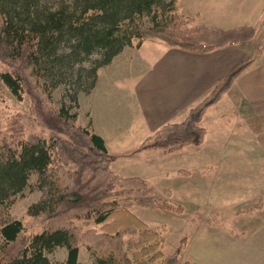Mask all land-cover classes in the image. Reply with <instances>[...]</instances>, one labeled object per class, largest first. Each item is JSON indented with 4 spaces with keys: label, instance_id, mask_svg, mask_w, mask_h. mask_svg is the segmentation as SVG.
Wrapping results in <instances>:
<instances>
[{
    "label": "trees",
    "instance_id": "16d2710c",
    "mask_svg": "<svg viewBox=\"0 0 264 264\" xmlns=\"http://www.w3.org/2000/svg\"><path fill=\"white\" fill-rule=\"evenodd\" d=\"M193 20L180 12L179 0H0V61L6 65L0 81L17 98H29L31 119L49 132L25 134L22 113L5 123L0 118V264H53L49 254L58 247L67 252L61 264H80L81 246L96 264H181L179 251L166 255L160 231L132 212L141 206L181 213L171 190L159 196L146 178L113 169L115 157L104 138L82 125L78 110H72L79 108L78 91L89 93L99 69L125 46L138 49L146 39H156L210 52L256 35L250 24L222 28ZM263 52L264 47L258 53ZM254 60L249 56L235 65L182 121L165 123L139 149L171 154L201 146L206 112ZM85 62L91 67H83ZM60 83L77 84L69 105L54 100L53 89ZM33 173L45 196L27 213L41 219L42 230L26 234L11 205ZM263 206L261 197L238 213ZM86 221L96 226L84 228Z\"/></svg>",
    "mask_w": 264,
    "mask_h": 264
},
{
    "label": "rangeland",
    "instance_id": "374dc122",
    "mask_svg": "<svg viewBox=\"0 0 264 264\" xmlns=\"http://www.w3.org/2000/svg\"><path fill=\"white\" fill-rule=\"evenodd\" d=\"M229 1L227 5L215 6L212 1L179 0V10L189 14L200 8L208 13L222 15L232 10L255 7L264 0H237V4L231 3L234 0ZM193 19L199 23L195 17ZM257 42L261 45L264 43V29L260 26ZM96 58L94 55L92 61ZM91 62H85L82 66L91 67ZM5 67L0 61V71ZM76 86L58 84L53 89L54 100L59 105H69L71 95L78 89H74ZM84 93L81 90L77 95L79 97ZM132 99L129 102L128 96L121 92L116 96L117 113L123 106L126 109L130 107L132 122L129 127L131 138L124 146L110 142V156L117 159L113 161L112 167L124 175L146 178L159 196H162L164 189L169 188L172 192L171 201L183 207L181 213L141 206L132 208L134 214L160 231L164 239V253L168 255L179 251L181 264H264V210L254 215L238 213L239 209H247L257 203L259 198H264V156L246 149L242 154H238L237 149L235 153L222 154L226 135L233 134L235 139H239L237 131L223 132L218 141L220 146L214 149L215 153L212 152L213 148L207 146H191L171 154L162 150L141 151L139 141L141 143L153 132L137 118L140 112ZM77 110L74 108L72 111ZM15 113L25 114L21 122L25 134L49 135L47 130L31 119L29 98L26 95L17 98L0 81L1 121L5 123ZM82 121L89 125V116L82 114ZM235 121L233 118L232 128L235 127ZM180 169L190 173L179 172ZM44 196L45 191L38 186L37 173L31 175L28 186L15 196L11 211L24 223L26 234L42 230L41 219L29 216L27 211L31 204ZM199 215H202L201 220ZM208 219L212 221L208 222ZM81 225L84 228L96 226L92 221ZM65 254L66 249L58 247L49 254V258L53 264H61ZM79 260L80 264H96L84 246L80 247Z\"/></svg>",
    "mask_w": 264,
    "mask_h": 264
},
{
    "label": "crops",
    "instance_id": "0c3cea01",
    "mask_svg": "<svg viewBox=\"0 0 264 264\" xmlns=\"http://www.w3.org/2000/svg\"><path fill=\"white\" fill-rule=\"evenodd\" d=\"M205 1H212L215 6L230 2ZM187 15L195 17L199 24L222 28L250 24L255 27L256 35L251 41L210 52L174 48L156 39H146L138 49L125 46L111 63L100 69L90 93L79 96L80 123L102 136L110 153V142L124 146L131 138V109L123 106L117 113L118 92L128 96L129 102L133 97L140 112L137 118L151 132H155L165 123L182 121L189 109L203 99L222 76L242 60L253 56L254 63L206 112L202 124L207 133L198 148L207 146L215 153L222 133L237 131L239 139H235L233 134L226 135L222 154L235 153V149L242 154L246 149L264 156V52L258 53L264 43L257 42L258 27L264 29V1L255 7L232 10L222 15L200 8ZM119 82L120 85H117ZM82 114L89 116V125L82 121ZM233 118L236 120L234 128L231 127ZM188 147L191 146L181 151ZM263 210L264 206L251 214ZM66 256L67 252L64 259Z\"/></svg>",
    "mask_w": 264,
    "mask_h": 264
}]
</instances>
